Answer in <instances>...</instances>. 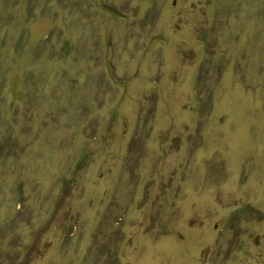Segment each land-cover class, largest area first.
I'll list each match as a JSON object with an SVG mask.
<instances>
[{
	"label": "rangeland",
	"instance_id": "1",
	"mask_svg": "<svg viewBox=\"0 0 264 264\" xmlns=\"http://www.w3.org/2000/svg\"><path fill=\"white\" fill-rule=\"evenodd\" d=\"M0 264H264V0H0Z\"/></svg>",
	"mask_w": 264,
	"mask_h": 264
}]
</instances>
